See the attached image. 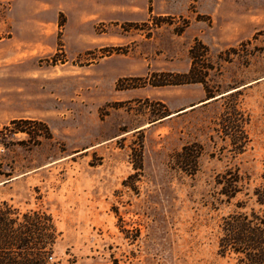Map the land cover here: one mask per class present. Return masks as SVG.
<instances>
[{
  "label": "rangeland",
  "instance_id": "rangeland-1",
  "mask_svg": "<svg viewBox=\"0 0 264 264\" xmlns=\"http://www.w3.org/2000/svg\"><path fill=\"white\" fill-rule=\"evenodd\" d=\"M196 39L214 96L154 85ZM263 182L264 0H0V201L52 218V263L236 264L224 219L258 210Z\"/></svg>",
  "mask_w": 264,
  "mask_h": 264
},
{
  "label": "trees",
  "instance_id": "trees-1",
  "mask_svg": "<svg viewBox=\"0 0 264 264\" xmlns=\"http://www.w3.org/2000/svg\"><path fill=\"white\" fill-rule=\"evenodd\" d=\"M191 66L188 72L164 73L162 80L153 81L154 85L201 83L205 86L209 98L213 92L208 90V76L212 64L209 63V47L199 39L189 49ZM154 80V79H153ZM12 132H26L20 125L26 122L35 124L46 138L51 137L49 126L38 120H13ZM8 128V127H6ZM38 130V129H37ZM37 137H40L38 135ZM202 147L196 142L186 144L177 152L182 170L195 174ZM142 152L139 153V165L142 167ZM137 164V163H136ZM226 173H229L227 171ZM242 177L236 172L229 179H218L228 199L241 190ZM255 203L259 206L251 212L235 211L224 219L223 235L219 240V252L233 256L236 264H264V182L253 191ZM243 206V205H238ZM56 228L52 218L40 210L21 212L7 201H0V264H54L49 260L56 241Z\"/></svg>",
  "mask_w": 264,
  "mask_h": 264
}]
</instances>
